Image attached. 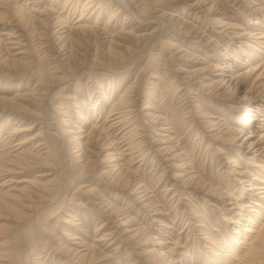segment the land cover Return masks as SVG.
Listing matches in <instances>:
<instances>
[{
    "label": "rangeland",
    "instance_id": "rangeland-1",
    "mask_svg": "<svg viewBox=\"0 0 264 264\" xmlns=\"http://www.w3.org/2000/svg\"><path fill=\"white\" fill-rule=\"evenodd\" d=\"M70 1L73 2L63 6L65 0H0V98L19 96L20 99L12 100L11 104L17 102L21 107L0 111V173L12 165L16 166L14 161L26 150L40 153V157L32 161L35 166L0 175V253L5 249L9 257L1 263L246 264V261L238 263V256L235 255L240 250L244 251V248H240L244 243H239L228 259H220L216 253L230 256L225 245L231 243L228 233L233 226L222 220L223 215L228 214V203L237 200L252 205L250 201L256 196L249 195L246 190L247 180L253 176L264 178V168L256 166H264V163L253 158L255 164H249L252 162L249 158L251 152L237 148L244 132L248 130L246 125L240 123L247 122L259 128L255 133L261 134L264 133V120H251L255 111H237L236 108L249 103H244L242 98L248 90L251 92L253 84L254 92L250 96L257 93V102L264 107V48L255 51L241 44L250 54L237 55L238 61L232 64L233 71L240 73L248 66L259 65L262 75L256 81V75L241 77L239 82L242 85L233 87L236 89L231 93L220 90L224 94L219 97V107L225 119L220 123L235 129L239 127L242 132L239 134L232 130L231 134L236 137L233 141L225 140L228 135L214 140L207 136L212 132L206 131L209 128L190 122L191 117L183 113L182 98L185 95L181 89L186 86L185 81L180 84L177 79L194 68L214 65L216 62L223 64L221 58L226 57L231 49L238 50L240 38L230 41L227 37L229 34L216 35L217 30H220L209 22L212 16L207 15L203 8L189 6L195 0H148L146 11H142L139 0H92L93 3L88 6L85 5L90 0ZM220 1L215 5L217 9L223 10L224 5H230L228 16L231 18L228 20L238 26L233 32L251 33L252 30L264 37V0ZM81 10H85L83 20H86V24L103 31L98 42L93 35L82 39L70 31L72 26L78 24L75 20L79 18ZM169 14H173L174 20L169 18ZM256 17L261 23L250 24ZM143 33L151 36L146 40L136 37ZM198 34H201V38ZM211 38L217 39V49L213 47L214 40ZM111 39L113 45L108 51L107 44ZM260 41L264 42L262 39ZM224 47L229 51L224 52ZM21 51L24 53L17 54ZM213 53L222 57H215L211 55ZM13 58H16L14 62L11 60ZM204 72L211 73V77L215 73L210 69ZM178 84V91L175 92ZM129 85H133L128 93L136 100L135 108L140 113V122L134 118L138 126L133 134L128 135L137 137L134 141V144L138 142L137 148L126 152H140L134 153L130 167L132 170H125L128 165L123 160L124 169H118V164L113 172L106 162H101L107 152L97 154L99 145L94 140L89 145L83 144L78 150L74 148L72 138L62 133L64 128H68L64 125L67 119L71 130L76 131L79 124L84 123L79 118V115H83L87 120L84 129L89 130L95 124V130L101 131L104 140L98 143L110 141L114 137L118 138L116 142H120L123 132L131 126L113 129L102 127L107 125L105 118L110 106ZM193 85L190 86L191 91L197 94L192 93L190 96L204 98L203 110L212 112L214 103L211 105L210 101L214 102V98L208 100L205 98L207 90L198 93L193 90L198 85ZM149 92L152 98H146ZM89 103L91 106L96 103V111L90 110ZM101 105L103 107L100 108ZM144 105L151 108L145 109ZM198 109L195 108L196 114L199 113ZM52 113L53 116H50ZM156 113L173 122L176 127L174 133L163 132L158 125L162 121L158 123L148 117ZM255 117L264 118V109ZM130 122L133 123V119ZM24 128L30 130H22ZM168 133L172 137L169 146L179 153L178 159H171L172 155H169L168 160H163V156L155 152L157 147H161L160 139L169 137L162 135ZM39 140L48 141L49 147H35ZM20 141L25 143L19 144ZM151 145L152 148L147 149ZM217 148L221 151H217ZM87 155L90 161L84 164ZM228 156L235 162L228 163ZM129 157L126 154L125 159ZM105 170L112 174L106 175ZM236 171H244L246 175L249 173V178L245 176L244 181L239 183ZM39 172L49 174L36 178L35 174ZM177 173H189L190 177L183 175L176 184L174 178H177ZM33 179L38 180V183L30 184ZM40 186L47 187L45 192L40 191ZM141 189L148 198L141 196L144 193H139ZM228 192L235 198L229 199L226 196ZM133 193H136L135 196ZM261 204L262 207L257 205L256 208L261 213L260 219H264V200ZM201 217L207 220L204 222L205 227L196 226L201 224ZM118 219L125 220L126 226L118 227ZM246 224L243 222V225ZM138 226V235L132 236L134 241H121L124 228ZM210 226L215 228L211 230L216 240L214 245L204 240L207 234H202ZM242 227L240 225L239 229ZM106 233L110 234L104 235ZM100 237L103 240H99ZM261 246L264 252L263 242ZM153 250H156V254L152 256ZM73 251L86 252L88 256L74 257ZM89 252L94 254L91 259ZM260 256L264 261V253ZM214 258L220 259L219 263H213L211 260Z\"/></svg>",
    "mask_w": 264,
    "mask_h": 264
},
{
    "label": "bare ground",
    "instance_id": "bare-ground-1",
    "mask_svg": "<svg viewBox=\"0 0 264 264\" xmlns=\"http://www.w3.org/2000/svg\"><path fill=\"white\" fill-rule=\"evenodd\" d=\"M80 1V0H78ZM86 1V0H85ZM84 1V2H85ZM138 1V0H137ZM140 1V5L141 6V9L142 11H146L147 10V2L148 0H139ZM160 1V0H159ZM207 1V2H206ZM220 0H217L214 2V0H195L194 3H192L191 5H189L190 7L192 6H197L198 8H203V10L207 13V15L209 16H212V18L209 20V22H211V24L213 23L215 26L219 27V30H217L216 32V35L217 34H222V36H226L228 35L227 37L230 39V41L232 39H236L235 41H238V39L240 38V41L238 42V45L236 49L238 50H235L234 49H231L230 52H228V55L224 58H221L222 56L220 55H216L215 53L211 54V55H214L215 57L217 56L219 58L224 60L222 61L223 64H220V63H215L214 65H208L206 67H201V68H197V69H191L190 71H186L185 72V76L184 77H181V79H177L178 81H180V84L182 82H184V86L186 87H183L181 90H184V93L183 95H185L183 98H182V101H183V105L182 107L184 106V108L182 109L185 114L186 117H191V121L190 122H195V124L200 125L199 127H202V128H209L208 130L206 131H212L210 132L207 136L211 139H214V140H217V138L221 139V138H226V135H228L225 140H234L236 139L235 135H233V133L231 134V131L232 132H235L237 131V133H241L242 132V129H238V128H233L231 127L230 125H225V123H220L221 120H225L224 117H222L221 115H224V113H222V111H220V98L219 97H223V94H224V91L223 92H220V90L224 89L225 91L227 90L228 92L231 91L233 92V90L235 91L236 88L233 89V87H237L238 84H240V86L242 85L241 82H239L241 80V77H248L250 75L254 76L256 75L255 77V81L256 80H259L261 78V75L262 73L260 72V69L258 68L259 65H256V66H248L245 71L243 72H236L233 71V67H232V64H234L235 62L238 61L237 59V55L241 56L243 54H245L246 52H248L245 48H242L241 47V44L243 46H247V47H252L253 50L255 51H261V48H264V45L260 46L261 44H264L263 41H260V39L264 40L263 38V35H261L260 33L258 32H252L251 30V33H238V32H233L232 30H234L235 28H237L238 26H234V24H232L228 19L231 18L229 17V12H231L229 10L230 8V5H224L223 7V10L221 9H217L215 7V5H217V2H219ZM73 2V1H72ZM70 0H65L64 5H68V3H72ZM92 2V0L90 1H87L86 5L85 6H88L90 3ZM221 2V1H220ZM219 2V3H220ZM226 2V0H225ZM93 3V2H92ZM91 3V4H92ZM138 3V2H136ZM234 3V2H233ZM88 4V5H87ZM83 5V6H84ZM223 5V4H222ZM187 6V5H186ZM68 7V6H67ZM90 7V6H89ZM92 7V6H91ZM189 7V8H190ZM247 7V6H246ZM88 8V7H87ZM193 8V7H192ZM196 8V7H195ZM261 8V7H260ZM83 9L86 10V8L84 7ZM95 9V8H94ZM254 9V8H253ZM31 10H34V9H31ZM75 10V9H74ZM84 10V12H85ZM90 10V9H89ZM192 10V9H191ZM203 10H201V12H203ZM258 10V9H257ZM68 11V10H67ZM222 11V12H221ZM256 11V10H255ZM84 12L81 10L79 12V18H77V20H75V23H78L76 26H72L73 29H71L70 31H73L74 33H76L77 36H80L79 38H82V37H89V36H94V38L96 39V41L98 42L99 39H100V35L103 34V31H101L100 29H97L95 26L92 27V25H88L86 24V20L84 21L83 18L86 16L84 15ZM199 12V11H198ZM86 14V13H85ZM91 14V13H90ZM142 14V13H141ZM231 14V13H230ZM257 14V13H256ZM264 14V13H263ZM148 15V14H147ZM206 15V14H205ZM88 16V15H87ZM173 14H169V18L174 20L173 19ZM48 17V16H47ZM148 17V16H147ZM146 17V18H147ZM162 17V16H161ZM160 17V18H161ZM87 18V17H86ZM144 18V17H143ZM145 18V19H146ZM159 18V17H158ZM206 18V17H205ZM204 18V19H205ZM259 20V17H256L254 22L252 21V25H255V24H258L259 22L261 23V21H258ZM208 22V23H209ZM54 23V22H53ZM54 25V24H53ZM209 25V24H208ZM213 25V26H214ZM62 26V25H61ZM103 26V25H102ZM105 26V25H104ZM221 28V29H220ZM52 29V28H51ZM101 29H104V27H101ZM106 29V28H105ZM194 29V28H193ZM212 29V28H211ZM200 30V29H199ZM69 31V32H70ZM124 31V30H123ZM190 31V30H189ZM188 31V32H189ZM250 31V30H249ZM37 32V31H36ZM52 32V31H51ZM106 32V31H105ZM128 32V31H127ZM245 32V31H244ZM42 33V32H41ZM232 33V36H230ZM38 34V33H37ZM128 34V33H127ZM131 34V33H130ZM52 35V34H50ZM114 35V34H113ZM129 35V34H128ZM149 35L151 36V34H144L143 35H140V36H136L137 38L141 39V40H146ZM201 34H198L197 36L199 37ZM12 36V35H11ZM19 36V35H18ZM55 36H57V34L55 33ZM67 36V35H66ZM111 36V34H110ZM195 36V35H194ZM193 36V37H194ZM203 36V35H202ZM17 37V35H16ZM60 37V35L58 36ZM197 37V38H198ZM207 37V36H206ZM210 37V36H209ZM213 37V36H212ZM39 38V36H38ZM201 38V36L199 37ZM83 39V38H82ZM91 39V38H90ZM242 39V40H241ZM210 39H208L209 41ZM212 40V38H211ZM211 40L209 43H211ZM214 40V39H213ZM212 40V41H213ZM217 40V39H216ZM216 40L213 41L212 45L213 47L215 48L217 43H216ZM89 41V40H88ZM91 41V40H90ZM203 41V39H202ZM11 42V41H10ZM20 42V41H19ZM195 42H200V41H195ZM205 42V41H204ZM9 43V41H8ZM22 43V42H21ZM96 43V42H95ZM235 43V42H233ZM252 43V44H251ZM15 44V43H14ZM13 44V45H14ZM17 44V42H16ZM15 44V45H16ZM19 44V43H18ZM112 44V39L108 41V46H107V50L110 51L111 49V45ZM172 44V43H171ZM170 44V45H171ZM113 45V44H112ZM153 45V44H152ZM207 45V44H206ZM98 46V45H97ZM220 46V45H219ZM69 48V47H68ZM71 48V47H70ZM212 48V47H211ZM98 49V47L96 48ZM210 49V48H209ZM217 49V47H216ZM224 49V52L226 51H229V49L227 48H223ZM100 50V49H99ZM106 50V49H105ZM213 51V49H211ZM59 51V50H58ZM67 52V51H66ZM218 52V51H217ZM20 53H24L23 51L21 52H18L17 54H20ZM26 53V52H25ZM239 53V54H238ZM249 53V52H248ZM250 54V53H249ZM11 55V54H10ZM210 55V56H211ZM123 58V57H122ZM16 58H13L11 60H13V62L15 61ZM249 59V58H248ZM2 63V61H1ZM259 64V63H258ZM262 64V63H261ZM222 65V66H221ZM236 65V64H235ZM165 66V65H164ZM225 67L227 68L226 71H225ZM207 69H210L212 71H214L215 73L213 74L212 73V77L210 76L211 73H208L206 74L204 71L207 70ZM185 71V70H184ZM242 71V70H241ZM181 72V71H180ZM235 73V74H234ZM210 76V77H209ZM152 77H156L154 75H152ZM157 78V77H156ZM194 83H190L192 80H194ZM197 79V81H196ZM135 82V81H134ZM172 82H174V79L172 80ZM139 83V82H138ZM261 83V82H260ZM194 84H197L198 86H195L193 87L194 89L193 90H197L198 93L199 92H202L204 90H207L206 94L207 96H205V98H207L208 100L214 98V102H212V100L210 101L211 105H213V109L212 112H208L209 109H204L202 108V104L204 103V98L202 99H198L199 95H197L195 98L192 96H190V94H197V92L195 91H191V88L190 86ZM193 85V86H194ZM133 86V85H132ZM131 85L127 86L126 88H128L127 90H124L120 95L119 97L117 98V100L110 106V109L108 110L107 114H106V118H105V121L107 122V125L106 126H103L102 128H130L127 129L126 131L123 132V135L121 136V140L120 142H116V137H114L112 140H107V141H104L102 142L101 144L98 143L97 141L99 140H102L103 138L101 137V131L98 132L96 131L95 129V124L94 125H91L90 129L89 130H86L84 128L85 125L84 123L87 122V120L85 119L86 117H83V115H79V118L84 121V123H80L79 126L77 127L78 129L76 131H74L73 129L71 130V126L69 125V121L67 119V122L64 124L65 126L67 125L68 128H64V133H62V135H68L70 138H72L73 142L70 141L74 144V148H78V150L80 149V147L83 145V144H88L89 142H91V140H94L95 144L99 145L97 146L98 148V152L97 154H102V153H105L107 152L106 154L103 155V157L101 158V162H106L109 166V168L111 167V170L114 172L115 170V167L116 165L119 164L118 166V169L120 168V170L124 169V166L122 164L121 161L123 160H126L127 162V165H128V168H125V170H129L131 169V163H132V160L134 159V153H137V152H140L138 150L136 151H129L126 152V150H133L137 144L135 143L134 144V141L136 140V136L135 135H131V137H129L128 135L129 134H133L135 132V128H137V124L134 120V118H137L138 120V123L140 122V113L138 112V109L135 108V104H136V100L132 97V95L129 96V93L128 91L131 90L132 88ZM135 86V84H134ZM263 86V85H262ZM136 87V86H135ZM178 87H179V84L177 85V87L175 88V92H177L178 90ZM254 84L253 86L251 85V92L248 90V93L244 94L243 96V102L245 103L246 102H249L247 103L246 105H240V106H237V111H243V109L245 110H248V111H255L254 113L256 114H260V111H262V109H264L263 105H261L259 102H257V96L258 94L256 93L255 96L251 95L253 92H254ZM140 88V87H139ZM137 89V88H135ZM263 89V88H262ZM180 90V91H181ZM247 90V89H246ZM133 91V90H132ZM134 92V91H133ZM146 92V91H145ZM257 92V91H256ZM259 92V90H258ZM245 93V92H244ZM261 93V92H260ZM137 94V92H136ZM205 94V93H204ZM182 95V96H183ZM17 96V95H16ZM92 96V95H91ZM137 96V95H136ZM140 96V95H139ZM151 92H149L148 94H146V98H152L151 97ZM218 97V98H217ZM20 97H12V99H8V98H0V111L1 112H5L7 109H10V110H16L14 108H21L20 105L17 104H11L12 100L14 99H17ZM69 98V96H68ZM98 99V98H97ZM137 99H139V97H137ZM192 99V100H191ZM95 100V99H93ZM106 100V99H105ZM200 100V101H199ZM259 101V100H258ZM264 101V100H263ZM241 102V103H243ZM62 103V102H61ZM96 103H98V100L96 101ZM96 103H92V106L91 104L89 105V108L90 110L91 109H94L96 111ZM150 104H152L151 102H147ZM13 105L14 107L10 106V105ZM145 104V103H144ZM205 104H208L207 102ZM149 105H144V108L148 109V108H151ZM226 105V104H225ZM138 106V105H137ZM222 106V105H221ZM103 107L102 105L100 106V108ZM199 108L197 111L199 112L198 114H196V111H195V108ZM230 107V106H229ZM252 108V110H251ZM140 110V109H139ZM153 110V109H152ZM44 111V110H43ZM60 112V110H59ZM58 112V113H59ZM205 112H208L205 113ZM61 113V112H60ZM64 113V112H62ZM78 113V112H77ZM147 113V111H146ZM241 113V112H240ZM144 114V113H143ZM256 114H252L253 117L251 118V120H264V118H261V119H257L255 116ZM145 115H148V114H145ZM152 117L148 116L149 118H152V120H156V122L159 123V121L161 120V124H158L160 125V130H162L163 132L165 131H168L170 133H174L173 129L176 128L175 126H173V122L171 120H168V118L166 116H161V114H157L156 115L154 114H151ZM50 116H53V113L52 115ZM93 116V114H92ZM70 117V116H69ZM84 119H83V118ZM146 117V116H145ZM159 117V118H158ZM143 118V117H142ZM247 118V116H246ZM133 119V123L130 122L131 120ZM148 119V118H147ZM146 119V120H147ZM50 120V119H49ZM49 120H47L48 124H51L49 123ZM70 120V118H69ZM65 121V120H64ZM150 121V120H149ZM143 122V121H142ZM257 122V121H256ZM72 123V122H71ZM132 123V124H131ZM242 124L243 126L246 125V128L248 130H246V132H244V136L241 140L240 143H238V149L241 150V149H246L245 151L246 152H251V158L252 159V162H250L249 164H255V162L253 163L254 159L255 160H259V161H262V163H264V133L262 132L261 134H257L255 132L256 129H259V128H255V127H252L253 125H250V124H247V122L245 123H240ZM47 125V124H46ZM45 126V125H44ZM44 126H42L41 128H44ZM66 126V127H67ZM73 127L75 125H72ZM77 126V125H76ZM155 126V125H154ZM264 126V124L262 125ZM255 128V129H253ZM22 130H30V128H24ZM103 130V129H102ZM108 130V129H107ZM119 130V129H118ZM124 130V129H123ZM159 130V129H158ZM171 130V131H169ZM218 130V132H217ZM225 130V131H224ZM235 130V131H234ZM264 130V129H263ZM177 131V130H176ZM204 131V130H203ZM214 131V132H213ZM217 132V133H216ZM103 133V132H102ZM170 133H168V135H162V136H169ZM219 133V134H218ZM224 134V135H222ZM90 136V138H89ZM127 136V137H126ZM135 136V137H133ZM237 136V135H236ZM256 136V137H255ZM34 137H29V139H32ZM47 138V137H46ZM51 139V138H49ZM83 139H85V141H83ZM120 139V138H119ZM172 139L171 136L168 137V139H160V144H161V147H157L155 152H158L160 153V155L163 156V160H168L169 159V155H172V157L170 156V158H176L178 159V156L179 153L176 152V149H173V146H169V143L171 142L170 140ZM77 140V142H76ZM104 140V139H103ZM105 140H106V137H105ZM155 140V139H154ZM126 141V142H125ZM123 142H124V145H123ZM19 144H24L25 141H20L18 142ZM17 143V144H18ZM38 144H36L35 147H40L42 146L41 148L44 149V148H48L50 143L48 141H42V140H39L37 142ZM70 143V142H69ZM71 143V144H72ZM18 144V145H19ZM90 144V143H89ZM88 144V145H89ZM57 145V144H56ZM71 146V145H70ZM73 146V145H72ZM84 146V145H83ZM86 146V145H85ZM123 146H127L126 148L122 149ZM141 146V145H140ZM155 146V145H154ZM153 146V148H154ZM88 147V146H87ZM22 148V147H21ZM96 148V147H94ZM137 148V147H136ZM152 148V145L149 146L147 149H151ZM41 149V150H42ZM86 149V148H85ZM139 149V148H138ZM81 150V149H80ZM88 150V149H87ZM153 150V149H152ZM217 151H221L219 150L218 148L216 149ZM27 151V150H26ZM23 152L21 154H19L21 157H18L16 161H14V164L15 165H12L11 168H6L5 171H3L2 173H0V175H3V174H9V173H16L18 172V170L21 169H24L26 170V167L29 168V167H32V166H35L36 164L33 161L34 158H38L40 157V153L38 154L37 151L36 152H32L31 151H28V152ZM85 151V150H84ZM89 151V150H88ZM48 152V151H47ZM45 152V153H47ZM82 152V151H81ZM86 152V151H85ZM93 152V151H91ZM149 153V152H147ZM38 154V155H37ZM82 154V153H81ZM92 154V153H91ZM95 154V152H94ZM93 154V155H94ZM129 155L130 157L125 159V156ZM154 154V153H153ZM182 154V153H181ZM47 155V154H46ZM79 155V154H78ZM140 155V154H139ZM18 156V155H16ZM15 156V157H16ZM38 156V157H37ZM82 156V155H81ZM80 156V157H81ZM96 156V154H95ZM89 155H87L85 157V160L86 162L84 164H86L88 161H90L89 159ZM98 157V156H97ZM48 158V157H46ZM44 157V159H46ZM139 158V157H138ZM158 158V157H157ZM241 158V157H240ZM248 158V159H249ZM254 158V159H253ZM143 159V158H142ZM227 159H229L228 163L230 162H235L234 160H231L232 157L231 156H228ZM141 160V159H140ZM231 160V161H230ZM12 161V160H10ZM11 165V164H10ZM130 165V166H129ZM235 165V164H234ZM112 166H114V168L112 169ZM258 167H263V164H258L256 165ZM126 167V166H125ZM131 167V168H130ZM84 168V167H83ZM107 167V169H109ZM178 168V167H177ZM18 169V170H17ZM132 170V169H131ZM235 169H233L234 171ZM262 170V169H261ZM2 171V170H1ZM109 170H105L104 173L108 172ZM102 172V171H101ZM189 172V171H188ZM262 172H264V169L262 170ZM236 174L239 175V179H238V182L239 183H242L245 179V176L249 178V173H247L248 175H246V173L244 171H236L235 172ZM49 173L47 172H39V173H36L35 174V177L38 178V177H42V176H47ZM109 175V174H112V173H106V175ZM105 175V174H104ZM177 178H174L175 179V182L176 184L179 183L180 180H178L179 177L181 176H187L190 177L189 173H186V174H181V173H177L176 174ZM187 177V178H188ZM173 178V177H172ZM20 181H25V179H21ZM50 181V180H49ZM248 186L246 187V190L248 191L249 195H252V196H256L254 197L253 199L254 200H251L250 202H252V205H249V204H242V202H238L237 200H231V202H229L228 204L230 205L229 208H226L228 214H225L223 215L222 217V220L224 222H230L232 224V230L230 231V233H228V236L230 238V242L232 243L233 246H231V243L225 245V248L229 251V254L230 256H223L221 254H217V256L221 257L222 258H225V259H228L229 257H231V251L234 252V250L237 249V246L239 243H244V245L240 248H244V251L240 250V252L238 251L237 254H235L236 256H238V259H236L238 261V263H241L243 261H246L245 263L246 264H264V261L261 260V253L263 254V248H262V242L264 243V219H260V216L259 214V210H257L256 206H260L262 207L261 203L263 202L264 200V178L262 177H259V176H253L252 179H248ZM127 182V181H126ZM260 182V183H259ZM35 183H38V180L34 181V179L30 182V184H35ZM262 183V184H261ZM41 190L40 191H44L45 192V189H47L46 186H40ZM139 187V186H138ZM142 187V186H141ZM139 187V188H141ZM39 188V187H38ZM171 189V187L169 188ZM133 191V190H132ZM221 191V190H220ZM256 191V192H255ZM135 192V191H134ZM144 192L142 189L139 193H142ZM137 193V192H136ZM136 193H133L134 196ZM131 194V193H130ZM138 194V193H137ZM40 195V194H39ZM132 196V195H131ZM137 196V195H136ZM141 196H146L147 197V194L142 193ZM226 196L229 198V199H234L235 197L232 195V193H227ZM233 196V197H231ZM40 198V196H39ZM135 198V197H134ZM148 198V197H147ZM138 199V197H137ZM147 200V199H145ZM148 201V200H147ZM149 201H151L149 199ZM262 201V202H261ZM41 202V200H40ZM150 203V202H149ZM148 205V204H147ZM150 206V205H149ZM153 207V206H152ZM151 207V208H152ZM249 207L248 211L246 210L247 208ZM154 210H156V208H153ZM201 209V208H200ZM262 209V208H261ZM155 212V211H154ZM157 212V211H156ZM252 212H255L254 214H252ZM152 214V213H151ZM155 215L156 214H159V213H154ZM264 215V213H263ZM152 216V215H151ZM202 216V215H201ZM245 216V217H244ZM264 217V216H263ZM202 219H200V225L197 224L196 226H202V227H205V224L204 222H207V220H205L203 217H201ZM260 219V220H259ZM118 222L119 224L117 225L118 227H123V226H126V221H121L118 219ZM243 222L244 224L247 222L246 225H243ZM105 224V223H104ZM208 224V223H207ZM230 224V225H231ZM243 226L242 229L240 228L239 229V226ZM165 226V225H163ZM139 226L138 228H131V229H128V227L124 228V232L122 233L124 237H122L123 239L121 241H134V237H132L133 235L137 234V232L139 231ZM208 229V231L202 229V231H206L204 233H202L204 236L207 234V236H205L204 240L206 239L208 242L212 243L213 245L215 244V237H212L214 234H213V231L211 230H214L215 228L213 226H210L209 228H206ZM231 229V228H230ZM229 229V230H230ZM133 232V233H131ZM131 233V234H130ZM110 233H106L104 235H109ZM121 234V236H122ZM209 234V235H208ZM138 235V234H137ZM104 237V236H103ZM111 237V236H110ZM101 238V237H100ZM99 240H103V238H101ZM243 241H242V240ZM104 240H106L104 238ZM212 240V241H211ZM229 242V241H228ZM111 243V242H110ZM235 246V247H234ZM88 247H92L91 245H88ZM211 248V246H210ZM224 248V249H225ZM239 248V247H238ZM173 249V248H172ZM172 249L170 251H172ZM73 250H76V249H73ZM212 250V248H211ZM239 250V249H238ZM70 252L68 253H71V250H68ZM90 251V250H88ZM75 252V253H74ZM226 252V251H225ZM232 252V254H233ZM258 252V254H257ZM2 253V254H1ZM0 253V255H3L2 257L0 256V264H5V263H1V261H6L7 259H9L8 257V251H6L5 249L2 250V252ZM156 254V250H153V253L151 254L153 256V254ZM224 253V251H223ZM73 255L74 257H78V258H83L85 255L88 256L86 254V252H83L81 253V251H73ZM89 255H90V259H91V256H93V252H89ZM160 255H162V252H160ZM215 256V257H217ZM218 257V258H219ZM218 258H214L212 259L211 261L213 263H219V260H217ZM19 261V259H17ZM17 261V262H18ZM225 261H230L231 260H225ZM227 262V263H228ZM224 263V262H223ZM233 264V262H232ZM235 264V263H234Z\"/></svg>",
    "mask_w": 264,
    "mask_h": 264
}]
</instances>
